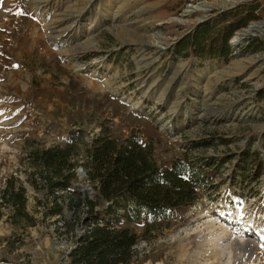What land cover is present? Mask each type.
<instances>
[{
    "label": "rangeland",
    "instance_id": "obj_1",
    "mask_svg": "<svg viewBox=\"0 0 264 264\" xmlns=\"http://www.w3.org/2000/svg\"><path fill=\"white\" fill-rule=\"evenodd\" d=\"M254 6L256 18L233 37L260 28L230 44L228 59L176 54L197 24L224 26L235 8ZM261 90L264 0H0V203L9 181L26 189L25 216L0 207V264H72L84 223L107 217V201L101 216L85 204L53 215L56 166L38 153L69 148L62 174L73 175L72 188L57 196L95 199L90 152L101 136L140 142L162 169L186 160L201 182L191 207L137 217L125 202L128 212L118 206L107 217L137 236L128 264H264V173L253 179L243 160L264 159ZM209 211L251 230H232L220 258Z\"/></svg>",
    "mask_w": 264,
    "mask_h": 264
},
{
    "label": "trees",
    "instance_id": "obj_2",
    "mask_svg": "<svg viewBox=\"0 0 264 264\" xmlns=\"http://www.w3.org/2000/svg\"><path fill=\"white\" fill-rule=\"evenodd\" d=\"M258 9V6L237 7L234 9L235 18L224 26L215 25L213 18L197 24L178 42L176 54L200 59H228L232 55L230 41L233 35L256 18L254 14ZM225 15L227 14H220ZM259 95L264 97V90H261ZM90 153V164L93 168L90 177L93 181H99L96 197L91 199L88 193H76L67 203L55 192L56 188L64 191L72 188L73 175L62 174L63 168L69 166V148L38 153L47 165L56 166L54 177H50L49 181L50 191L55 199L53 215L61 216L64 206L79 209L81 204H85L89 215L101 216L96 207L100 201L106 200L112 203L103 214L107 217L116 216L118 206L124 207L128 212L129 207L124 204L133 202L137 217L141 212H145L158 218L170 211L191 207L198 199L197 190L201 182L194 172L195 166L186 160H177L169 169H162L151 161L145 146L140 142L129 139L120 142L104 136L97 140ZM243 160L250 167L253 179H260L264 173V159L260 153H247ZM209 173L214 176L216 171L213 169ZM25 193L23 185L17 188L14 181H9L3 191L0 207L12 206L16 215L25 216ZM119 199L123 205H119ZM107 217L97 218L96 220L104 225H96L89 234L80 238L78 247L69 253L72 264L130 262L137 236L129 229H117Z\"/></svg>",
    "mask_w": 264,
    "mask_h": 264
},
{
    "label": "bare ground",
    "instance_id": "obj_3",
    "mask_svg": "<svg viewBox=\"0 0 264 264\" xmlns=\"http://www.w3.org/2000/svg\"><path fill=\"white\" fill-rule=\"evenodd\" d=\"M226 1L227 2H234L235 0H226ZM259 28H260L259 25L251 24L247 28L241 30L240 32H238L233 37V39H232L233 45L238 46V45L242 44V38L243 37H245L248 34L253 33V31H255ZM129 101H130V103H132V105L134 107H137L138 102H135L134 100H131V99H129ZM208 217L210 220L209 221V227L211 229V233L214 235V241L212 244L215 246V256H216V258H220V256H222V254H223L221 252V250L219 249V246L222 243V241L224 242L228 238L230 240H232V238L234 237L233 236L234 231L232 232V230L240 229L239 227H242L243 225L240 224L239 222H236V221L226 217L225 215H222V213L218 214L216 211H209ZM243 229L245 230L246 236H249L251 230L247 227V225H244ZM259 236L260 237H257V238H258V240H261V235H259ZM210 246L211 245H209V247ZM240 246L241 245L238 244V248ZM241 248H243V247L241 246Z\"/></svg>",
    "mask_w": 264,
    "mask_h": 264
},
{
    "label": "built area",
    "instance_id": "obj_4",
    "mask_svg": "<svg viewBox=\"0 0 264 264\" xmlns=\"http://www.w3.org/2000/svg\"><path fill=\"white\" fill-rule=\"evenodd\" d=\"M76 173L77 174H80V173H83V167L82 166H80V167H76ZM62 192H64V190H62V189H60ZM89 193V192H88ZM55 194L56 195H58L57 194V191L55 192ZM109 204H110V202H106V206H109ZM96 210H98L97 208H96ZM96 225H100V226H103L104 224L103 223H99V221H97V220H88V221H86L85 223H84V225H83V228H82V230H83V232L81 233V235H79L78 237H77V242H76V244L74 245V247H73V249H75V248H77L78 247V245H79V241L78 240H80V238H82L83 236H85L86 234H89L90 232H91V230L96 226ZM72 250V249H71Z\"/></svg>",
    "mask_w": 264,
    "mask_h": 264
},
{
    "label": "water",
    "instance_id": "obj_5",
    "mask_svg": "<svg viewBox=\"0 0 264 264\" xmlns=\"http://www.w3.org/2000/svg\"><path fill=\"white\" fill-rule=\"evenodd\" d=\"M230 44H233V43H232V40L230 41ZM233 55L236 56V53H234Z\"/></svg>",
    "mask_w": 264,
    "mask_h": 264
}]
</instances>
